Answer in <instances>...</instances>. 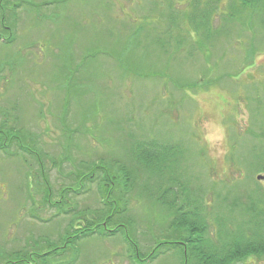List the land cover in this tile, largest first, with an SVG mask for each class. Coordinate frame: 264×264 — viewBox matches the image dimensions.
Returning <instances> with one entry per match:
<instances>
[{
  "label": "rangeland",
  "instance_id": "obj_1",
  "mask_svg": "<svg viewBox=\"0 0 264 264\" xmlns=\"http://www.w3.org/2000/svg\"><path fill=\"white\" fill-rule=\"evenodd\" d=\"M239 2L0 0V130L16 136L0 133V264H180L146 257L171 213L151 202L142 141L170 148L163 185L178 176L214 213L217 194L264 186V36ZM102 182L138 257L119 234L80 236Z\"/></svg>",
  "mask_w": 264,
  "mask_h": 264
},
{
  "label": "trees",
  "instance_id": "obj_2",
  "mask_svg": "<svg viewBox=\"0 0 264 264\" xmlns=\"http://www.w3.org/2000/svg\"><path fill=\"white\" fill-rule=\"evenodd\" d=\"M239 1V5L235 4L232 8H241L244 14L246 11L249 27L255 26L257 33L261 31L264 36V0ZM3 19L4 17L1 18ZM152 144H154L152 141H142L141 168L160 178L153 187L155 192H150L151 196L155 194L157 197L152 196L150 199L151 202L159 204L160 209L169 210L172 217L170 216L168 223L160 220L161 223L166 224L161 234L163 237L152 250L148 251L146 257L153 259L158 253L173 250L180 264H251L246 260L250 257L263 256L264 186L254 183L250 192L243 195L239 193L231 195L230 192L217 194L220 204L217 205L214 213V207L209 205V202L200 203L198 189L189 190L183 182H180L178 176L176 179L173 177L172 180L176 189L163 185L164 180L161 176L168 167L169 161V156L165 152L170 148L163 147L165 144L153 148ZM0 149L5 150L2 146ZM20 149L26 151L28 148ZM175 163L176 157L171 164L175 165ZM256 164V168L264 172V152L256 155ZM102 183L104 194L101 198L105 211H99L94 218H84V223L81 222L80 236L119 234L128 244L130 257H138L139 249L134 238L131 237L129 221L124 217L126 201L122 194H118L115 202L118 205L113 207L108 197L112 193L111 186L107 182ZM132 185L131 183L130 186ZM143 189L150 190L147 184H144ZM112 210L113 213H110ZM72 241L73 239H68L67 243ZM158 247H160L159 251ZM28 254H31L30 250L18 251L15 264L26 259Z\"/></svg>",
  "mask_w": 264,
  "mask_h": 264
},
{
  "label": "flooded vegetation",
  "instance_id": "obj_3",
  "mask_svg": "<svg viewBox=\"0 0 264 264\" xmlns=\"http://www.w3.org/2000/svg\"><path fill=\"white\" fill-rule=\"evenodd\" d=\"M13 121H11V123H10V127H11V131H12V129H14L13 128V123H12ZM4 126L6 127L5 129H4ZM0 133L5 137V142L6 141H8L7 139H9L10 138V142H11V144H13V145H16V143H15V135H13V134H11V135H9V133H8V127H7V124H3L2 125V129L0 130ZM4 142V143H5ZM13 257L14 256H16L17 255V252H15V253H13L12 252V254H11ZM42 255H44V254H42ZM9 257H11L10 255H9ZM9 257H7L8 258V260H9ZM7 260V264H15V262L17 261V258L15 259V258H13V259H10L9 261Z\"/></svg>",
  "mask_w": 264,
  "mask_h": 264
},
{
  "label": "water",
  "instance_id": "obj_4",
  "mask_svg": "<svg viewBox=\"0 0 264 264\" xmlns=\"http://www.w3.org/2000/svg\"><path fill=\"white\" fill-rule=\"evenodd\" d=\"M257 179H259V180L264 179V176L263 175H258Z\"/></svg>",
  "mask_w": 264,
  "mask_h": 264
}]
</instances>
